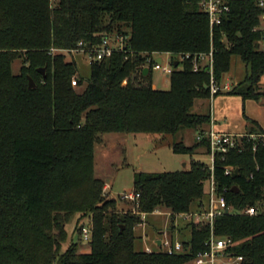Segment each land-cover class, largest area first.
<instances>
[{
  "label": "trees",
  "instance_id": "trees-1",
  "mask_svg": "<svg viewBox=\"0 0 264 264\" xmlns=\"http://www.w3.org/2000/svg\"><path fill=\"white\" fill-rule=\"evenodd\" d=\"M200 1L0 0V264H193L205 251L211 233L206 221L182 223L180 231L190 227L186 250L174 255L138 250L135 231L142 213L205 207L211 170L192 157L200 148L210 155L212 115L192 107L198 98L212 97L211 74L208 67L195 71L192 58L180 55L210 52L213 45L214 77L220 82L232 55H239L250 72L225 92L264 103V52L253 29L260 16L257 0H235L213 40ZM122 35L124 50L91 61L88 83L79 90L84 79L72 50L80 42L89 49L106 36ZM153 51L179 60L169 89L154 87L152 70L143 72ZM15 59L21 60L19 73L12 67ZM29 76L36 87H30ZM245 118L248 134H264L256 120ZM186 128L202 138L172 147L191 155L190 166L136 172L139 210H118L119 202L105 196L106 184L94 171L100 135L166 136ZM242 140L241 149L216 157L217 187L232 210L215 219L214 233L232 238L229 252L242 255L241 264H264V142ZM228 166L239 168V174H227ZM252 205L259 206L256 215L240 212ZM77 214L92 216L88 252L79 250V241H67L68 223ZM77 230L81 238L83 225Z\"/></svg>",
  "mask_w": 264,
  "mask_h": 264
},
{
  "label": "rangeland",
  "instance_id": "rangeland-1",
  "mask_svg": "<svg viewBox=\"0 0 264 264\" xmlns=\"http://www.w3.org/2000/svg\"><path fill=\"white\" fill-rule=\"evenodd\" d=\"M113 42V41H112ZM164 62L167 61V55H163ZM74 59L78 66L79 75L84 79V85L78 87L79 90L84 89L88 83L91 75V58L90 54L84 52H75ZM232 66L230 71L225 73L224 81H229L231 88L234 85L245 80L250 72V66H247L239 55L233 54L231 58ZM21 60L15 59L13 62V69L15 73H19L21 69ZM152 80L157 85H161L164 89H169L170 79L161 70L152 71ZM260 91L264 92V76L260 84ZM219 93L214 98H198L192 111L195 113H211L214 118V106H218V100L227 97L226 105L218 106L220 114L227 112V116L231 123L239 124L246 115L254 112L252 106L257 104V100H249L244 102L240 95L228 94L225 91ZM217 100V103H216ZM226 108V109H224ZM224 109V110H223ZM222 118V117H220ZM195 129H183L177 134L159 136L151 135L148 133H126V132H107L100 135L95 142V175L102 179L105 184V196L115 198L118 204V210L122 213L128 210H133L134 213L138 212V205L136 202L125 198V194L133 193L135 191V173L140 171L156 173V171H180L190 166L192 158L205 161L208 164L212 163V158L203 149L198 151L191 158L190 154H178L174 152L172 144L174 142L183 141L186 145L195 143L196 136L199 134ZM111 209V208H110ZM142 224L136 226V248L138 250L145 249L150 246L157 249L155 241L161 237L163 231H169L175 234L176 237L184 240L189 234V228L181 229V220L169 218L167 215L161 214H144L142 213ZM79 220V221H78ZM173 222L175 230L172 231ZM92 223V216L86 215L79 219V215L75 216L70 223H68L69 237L68 243L79 241V250L88 252L91 249V243L84 241V238L79 234V224L89 226ZM162 232V233H161Z\"/></svg>",
  "mask_w": 264,
  "mask_h": 264
},
{
  "label": "built area",
  "instance_id": "built-area-1",
  "mask_svg": "<svg viewBox=\"0 0 264 264\" xmlns=\"http://www.w3.org/2000/svg\"><path fill=\"white\" fill-rule=\"evenodd\" d=\"M235 0H201L200 4L203 11L209 17V27L211 30L212 40L216 35V28L221 26L232 9V3ZM258 8L260 9L259 22L254 26V30L260 33V38L257 41L258 49L264 52V0H257ZM225 34V33H224ZM225 37V36H224ZM125 36H106L102 43L94 46L92 48L86 49L83 47V42L79 43V47L74 48L72 53L75 52H84L90 54L91 61L94 60H103L105 57L111 56L115 51L124 50L125 46ZM224 41V39H222ZM113 41V42H112ZM210 52H202L200 54L192 55L191 53H186L185 55H180V59L185 60V58H192V62L194 63V70L199 71L203 67H208L211 74V83H210V94L211 98H214L218 92L220 91H228L231 89V84L229 81L220 82L218 79L214 77V46ZM167 55V61L164 62L163 55ZM160 58V61L158 59ZM175 57H173L172 53H161L157 51H153L147 58L143 65V68L148 67L150 70H161L166 76L169 75L174 70V61ZM76 78L72 80L73 86H77L78 82H76ZM161 86L154 84V87ZM211 128L207 132L209 142H211V151L210 157L213 159L212 163L209 164V168L211 170V176L208 180L207 186V194H206V203L204 209L201 210H193L188 213H174L171 211H162L157 209V211L152 214H161L167 215L169 218L177 220H181L183 223H189L191 221H206L211 225V233L210 238L207 241L208 247L205 251H199L197 253L196 258L194 259L193 264H241L243 260L242 255H234L229 252V248L233 245V240L230 237L221 236L218 237L214 233L215 219L220 215L227 213V210L231 212V208L228 205L227 198L224 192L219 191L217 187V182L214 174L216 157L218 155H225L231 149L239 148L241 149V145L243 144V138H252L258 139L259 141L264 142V134L260 133H229L226 131H221L220 129H216L213 126L211 121ZM198 139L202 138V135H197ZM256 148V146H255ZM227 174H233V167H226ZM128 198L133 201H137L140 198L139 193H129L124 195V199ZM243 214L247 215H256L259 212V206L252 205L247 208H244L240 211ZM144 216L147 213H143ZM142 224V223H141ZM178 225V223L176 224ZM92 225L83 227L82 236L84 241L91 242L92 238ZM162 233V232H161ZM161 240V243H159ZM155 245L157 249H153L150 246L145 247V251L148 253L154 252L155 250L164 251L170 255H174V253L183 252L185 249L184 241L180 238L176 237L173 233H169V231H163L161 237L157 238L155 241Z\"/></svg>",
  "mask_w": 264,
  "mask_h": 264
},
{
  "label": "crops",
  "instance_id": "crops-1",
  "mask_svg": "<svg viewBox=\"0 0 264 264\" xmlns=\"http://www.w3.org/2000/svg\"><path fill=\"white\" fill-rule=\"evenodd\" d=\"M227 100H228L227 97L219 99L218 106L221 105V101H223V104L220 107H222L223 105H226ZM249 100H255V99H249ZM216 103H217V100H216ZM218 106L216 105L214 106L215 115H214V118L212 117V123H213L214 128H216L217 130L220 129L221 131H226L229 133L246 134L248 132V125H247L248 122L246 121V118L242 119L239 124L233 125L227 116V112L223 111L222 114H220V111L218 110ZM252 109L254 110V112H250V115L248 116L256 120L258 125L264 128V103H262L261 101H257V104L253 105Z\"/></svg>",
  "mask_w": 264,
  "mask_h": 264
},
{
  "label": "water",
  "instance_id": "water-1",
  "mask_svg": "<svg viewBox=\"0 0 264 264\" xmlns=\"http://www.w3.org/2000/svg\"><path fill=\"white\" fill-rule=\"evenodd\" d=\"M158 61H160V58L158 59ZM173 63L175 64V66H178L179 65V60L178 59H174V61H173ZM40 71L41 72H43L44 74H45V68H42V69H40ZM144 74H148V72H149V68L148 67H146V68H144ZM29 83H30V87H36V83H35V81H34V79L31 77V76H29ZM234 176L235 175H238L239 174V168H235V170H234ZM234 191H236L238 188H237V186L236 187H233L232 188ZM229 211L227 210V213H228ZM159 243H161V240H159Z\"/></svg>",
  "mask_w": 264,
  "mask_h": 264
}]
</instances>
